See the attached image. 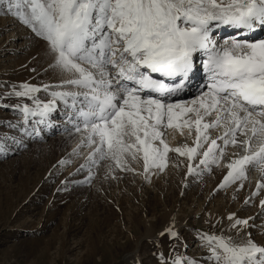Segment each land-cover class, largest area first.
Listing matches in <instances>:
<instances>
[{"label": "snow or ice", "instance_id": "6c2138e0", "mask_svg": "<svg viewBox=\"0 0 264 264\" xmlns=\"http://www.w3.org/2000/svg\"><path fill=\"white\" fill-rule=\"evenodd\" d=\"M0 12L43 43L45 71L58 78L0 81V111L16 117H0V129L22 134L18 139L0 130V154L8 152V142L26 147L24 137H40L39 125L59 127L60 116L66 131L80 134L70 155L83 157L78 164L58 161L62 168L75 165L68 177L83 174L66 178L62 189L91 184L100 168L112 179L133 172L150 182L175 152L187 159L186 175L192 176L227 160L216 190L238 181L243 188L248 172L258 171L261 181L245 204L264 190V0H0ZM222 29L231 35L218 38ZM198 64L205 90L175 102ZM168 130L182 136L187 130L189 137L194 132L193 144L170 147ZM140 161L137 171L132 164ZM259 206L254 217L230 213L220 234L197 231L212 264H264V243L248 231L264 229L255 224L264 217V199ZM174 223L160 233L175 241L168 256L158 254L160 264H200L177 250L187 244Z\"/></svg>", "mask_w": 264, "mask_h": 264}, {"label": "rangeland", "instance_id": "374dc122", "mask_svg": "<svg viewBox=\"0 0 264 264\" xmlns=\"http://www.w3.org/2000/svg\"><path fill=\"white\" fill-rule=\"evenodd\" d=\"M37 42L23 24L0 12V81L40 84L51 78L38 51L42 42ZM0 117L16 118L8 110L0 111ZM0 130L22 137L15 130ZM58 132L51 128L35 139L24 137L26 147L8 142L11 150L0 154V264H160L158 254L168 256L175 243L167 235L156 239L161 230L157 220L166 212L184 221L178 232L187 247L181 244L177 250L212 264L197 231L218 234L217 212H202L210 203L195 196L193 183L181 177L147 182L122 172L116 173L117 180L100 168L91 184L69 183L62 189L66 178L79 180L83 174L68 177L72 165L63 169L58 164L68 149ZM200 204L204 208L195 217ZM260 234L255 230L252 238L258 241Z\"/></svg>", "mask_w": 264, "mask_h": 264}, {"label": "bare ground", "instance_id": "6f19581e", "mask_svg": "<svg viewBox=\"0 0 264 264\" xmlns=\"http://www.w3.org/2000/svg\"><path fill=\"white\" fill-rule=\"evenodd\" d=\"M6 26H7L6 24L3 25L4 28H6ZM219 33L220 34H218V38H222V37H224V35H225V37L231 35V31L227 30V29H222V30H220ZM257 35H261V34L257 33ZM37 44H39V46H40V42L39 43L37 42ZM38 51L41 54V58H43V60H42L44 63V64L42 63L43 67L47 69V60H46V57L44 54L43 43H42V46L40 47V50H38ZM45 72H46L45 74H51V78L47 79L45 81V83H54L57 81L58 78L54 77L50 71H45ZM206 83H207L206 75L203 71H201L200 65L198 64L196 71L193 73L190 81L187 84L186 90L179 97H174L173 100L175 102H188V101H191L192 99H195L197 96V93H199L202 90H205L204 85ZM55 123L57 125H60L59 127H52V129H56L57 131H59L57 139L66 137V143H67L66 145H68V149L64 150V152H63L64 154L62 153L63 157L66 156V158H64V159H72L76 162V164L82 163L83 162L82 156L76 157V156L70 155L72 153L73 148L76 147V145L80 141V134L76 133L74 130L66 131L65 127H64V123H65L64 119L60 116L55 117ZM67 127L70 129L71 125H68ZM50 129L51 128H48L47 126H45V128L42 129V130H44V132H41V134L42 133L45 134V132L49 133ZM61 130H62V132L60 133ZM63 132H65L66 134ZM63 134H65V135H63ZM216 134L217 133H214L213 135L215 136ZM194 135L195 134L193 132L192 137L187 136V130H185V135H183V136L180 135V133L178 131L173 132L172 130H168L166 132V135H165V140L170 145V147H173V148L180 146L182 144H185V143L192 145ZM10 150L11 149H8V152ZM88 151H89V149H87V148L82 149L83 154H87ZM226 151L231 153L234 151V149H232L230 147ZM62 155H60V156H62ZM60 156H58L59 159L61 158ZM58 157L56 160H59ZM228 159H231V156H229ZM56 160H55V162H56ZM227 162H228L227 160L222 161L221 166H219V167L213 165L211 172L205 171L202 176L186 175V171H187L186 165L188 163L187 159L185 157H180L175 152H169V154H168V167L165 169V171L163 173L154 174V175H152L151 178L181 177L182 179L186 178L190 182V184L193 183L194 184L193 187L197 191V192L195 191V193H196L195 196L198 198H200L202 196V197H204V201L207 200V202L210 203V207H207V208H204L200 204L199 208L196 209V211L194 213L195 217L198 215V212L201 211V207L204 208V210L202 212L204 213V211H206L208 213V215L212 214L213 211H216L217 213H216L214 218H216V220H217V224L219 227V233L218 234H220L222 229L226 228L228 223H229L227 220V216L230 213H235L236 216L240 217V218L254 217L257 215V213L260 212V206H259L260 199H264V190H262L260 195L256 196L253 199L252 203L245 204V200L251 195V193L253 191H255L257 182L261 181V175L258 171H249L248 172V179L243 181V184H244L243 188H239L240 182L238 181L235 184H232L225 189L216 190L218 188V185L222 182L223 177L227 174L228 169L224 166ZM194 163H198V161H194ZM74 166L75 165H72V167H70L71 168L70 172L74 171ZM58 167H60V166L58 165L57 168ZM65 167H67V166H65ZM132 167L135 168L136 170L138 168L142 169V161H140L139 163H133ZM57 168H55V169H57ZM60 169H61V167H60ZM63 169H64V167H63ZM66 171H68V170H66ZM66 171H65V173H66ZM153 171L155 172V170H153ZM127 173L130 175H133V172H127ZM127 173H125V174H127ZM189 186H191V185H189ZM214 190H216V191H214ZM214 198H217L215 202H214ZM202 201H203V199H202ZM198 202H200V201H198ZM238 205H240L241 207L237 208ZM247 206H251V208H252L251 212L247 211V209H246ZM157 221L159 224H161L162 232L166 228H168L170 225H172L173 221H175L174 230H176V231L181 230V227H182L183 222H184V221H180L178 219V216H176L170 212H168V213L166 212V213L162 214V216ZM218 221H219V223H218ZM250 223H252V221H250ZM255 224L256 225L264 224V217H260V218L256 219ZM149 226H150V224H149ZM259 229L260 228H250V229H248V231L253 233L256 230L257 234L261 233L260 236L258 235L259 239L257 242L258 243H264V229H260V231H257ZM161 230L156 234V239L158 237H162V236H160ZM88 255H89V253H88ZM127 259H128V257H127ZM125 264H126V262H125Z\"/></svg>", "mask_w": 264, "mask_h": 264}]
</instances>
